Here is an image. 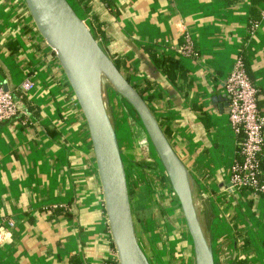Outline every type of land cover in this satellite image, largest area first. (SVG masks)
Segmentation results:
<instances>
[{
	"label": "crops",
	"instance_id": "0c3cea01",
	"mask_svg": "<svg viewBox=\"0 0 264 264\" xmlns=\"http://www.w3.org/2000/svg\"><path fill=\"white\" fill-rule=\"evenodd\" d=\"M68 1L143 93L188 169L214 259L264 264V195L230 184L240 136L223 89L241 57L264 114V0ZM187 39L196 55L177 52ZM151 54L178 59L184 77L179 70L170 81ZM25 79L33 88L19 91ZM0 85L19 108L0 123V264H118L84 115L24 0H0ZM106 99L140 247L150 264H195L156 153L137 157L119 95L110 89Z\"/></svg>",
	"mask_w": 264,
	"mask_h": 264
},
{
	"label": "water",
	"instance_id": "95a60500",
	"mask_svg": "<svg viewBox=\"0 0 264 264\" xmlns=\"http://www.w3.org/2000/svg\"><path fill=\"white\" fill-rule=\"evenodd\" d=\"M30 17L53 49L84 115L103 191L118 264H150L140 247L132 218L124 163L108 112L104 83L136 113L177 198L192 241L195 264H215L199 218L193 182L145 99L98 43L68 0H24Z\"/></svg>",
	"mask_w": 264,
	"mask_h": 264
},
{
	"label": "built area",
	"instance_id": "2783aa9c",
	"mask_svg": "<svg viewBox=\"0 0 264 264\" xmlns=\"http://www.w3.org/2000/svg\"><path fill=\"white\" fill-rule=\"evenodd\" d=\"M177 52L196 55L188 39L177 47ZM32 88L33 82L25 79L17 89L28 91ZM223 89L228 99L229 122L234 132L240 136L238 158L233 161L230 169V184L264 195V164L261 161L264 145V114L260 112L257 104V89L250 80L241 57L235 60L231 72L223 82ZM18 113L16 98L0 85V123L14 119Z\"/></svg>",
	"mask_w": 264,
	"mask_h": 264
},
{
	"label": "rangeland",
	"instance_id": "374dc122",
	"mask_svg": "<svg viewBox=\"0 0 264 264\" xmlns=\"http://www.w3.org/2000/svg\"><path fill=\"white\" fill-rule=\"evenodd\" d=\"M104 86H105L106 91L111 89L107 82L104 83ZM119 99L121 102V109H122V112L120 114L121 115L120 119L124 122V125L128 127L127 131L132 137L135 151L138 153L137 157H139L140 160L150 161L152 159L151 154L154 153L155 151L149 141V138L141 122L139 121L136 113L130 107L128 102L125 99H123L121 96H119ZM114 120L116 121V119ZM116 124H118L117 121H116ZM164 186H165V189H167L169 193L172 192L170 188V184L167 181H165V184L162 185V188H164ZM227 258L228 256H226L225 259ZM214 260H215V264H219L216 259Z\"/></svg>",
	"mask_w": 264,
	"mask_h": 264
},
{
	"label": "trees",
	"instance_id": "16d2710c",
	"mask_svg": "<svg viewBox=\"0 0 264 264\" xmlns=\"http://www.w3.org/2000/svg\"><path fill=\"white\" fill-rule=\"evenodd\" d=\"M151 57H152L153 62L163 71V73L170 79V81L176 80V78H177L176 72L179 70H182V67H181L178 59L172 58V57H164L162 59H159L154 54H151ZM114 63L117 66V68L120 70V65L117 62H114ZM180 77H182V78L184 77L183 70L180 73ZM138 92L143 97V93L141 91H138ZM164 133H165V131H164ZM261 161L264 164V160L262 158H261ZM136 165L139 167H145V168L149 167V164L146 162L136 163ZM163 176H164V180L169 183L168 178L165 175V173L163 174ZM231 264H246V262L242 259H238V260L232 262Z\"/></svg>",
	"mask_w": 264,
	"mask_h": 264
}]
</instances>
